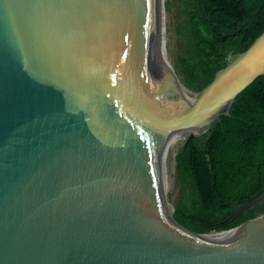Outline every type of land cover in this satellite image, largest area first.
<instances>
[{"label": "water", "instance_id": "95a60500", "mask_svg": "<svg viewBox=\"0 0 264 264\" xmlns=\"http://www.w3.org/2000/svg\"><path fill=\"white\" fill-rule=\"evenodd\" d=\"M177 29L176 0H0V264H264V213L188 230L154 176L264 75V31L187 102Z\"/></svg>", "mask_w": 264, "mask_h": 264}, {"label": "trees", "instance_id": "16d2710c", "mask_svg": "<svg viewBox=\"0 0 264 264\" xmlns=\"http://www.w3.org/2000/svg\"><path fill=\"white\" fill-rule=\"evenodd\" d=\"M179 1L181 47L174 68L185 87L199 92L264 31V0ZM175 164L190 188L184 195L181 187L172 213L184 228L227 230L264 213L263 202L230 218L264 192V75L236 96L229 116L222 115L182 147Z\"/></svg>", "mask_w": 264, "mask_h": 264}, {"label": "bare ground", "instance_id": "6f19581e", "mask_svg": "<svg viewBox=\"0 0 264 264\" xmlns=\"http://www.w3.org/2000/svg\"><path fill=\"white\" fill-rule=\"evenodd\" d=\"M184 80V79H183ZM185 81V80H184ZM185 83H187L185 81ZM188 84V83H187ZM186 90V95H185V100L187 102H192L195 97L191 96V91L185 87ZM193 132L192 130H171V133L159 155V158L155 164V180H156V185L157 189L159 191L160 196L164 199L165 196V191L169 182V168H170V161L172 158V150L175 146V144L181 140L186 134ZM175 154V153H174ZM174 174V173H173ZM169 186V185H168ZM166 202V201H165ZM168 210V209H167ZM171 219V217L169 216ZM221 233H210L206 234V236H216Z\"/></svg>", "mask_w": 264, "mask_h": 264}, {"label": "rangeland", "instance_id": "374dc122", "mask_svg": "<svg viewBox=\"0 0 264 264\" xmlns=\"http://www.w3.org/2000/svg\"><path fill=\"white\" fill-rule=\"evenodd\" d=\"M177 3V19H178V27L183 19L182 14L180 12V7H181V2L179 0H176ZM181 47V41L179 37V48ZM197 92L191 91V96L196 97ZM189 134V133H188ZM186 134L181 140H179L173 150H172V158L170 161V168H169V182L165 191V196H164V201L166 205L167 211L172 214L175 208V205L178 202V199L180 197V189L182 187V193L184 195H188L190 193V188L186 184V178L183 177L182 175L178 176L177 175V170H176V164H175V156L177 152L183 147L184 141L186 137L188 136ZM175 153V154H174ZM174 173V174H173Z\"/></svg>", "mask_w": 264, "mask_h": 264}]
</instances>
